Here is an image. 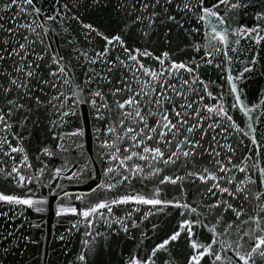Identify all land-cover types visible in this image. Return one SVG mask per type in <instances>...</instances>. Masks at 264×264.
Returning <instances> with one entry per match:
<instances>
[{
  "label": "snow or ice",
  "instance_id": "snow-or-ice-1",
  "mask_svg": "<svg viewBox=\"0 0 264 264\" xmlns=\"http://www.w3.org/2000/svg\"><path fill=\"white\" fill-rule=\"evenodd\" d=\"M0 264H264V0H0Z\"/></svg>",
  "mask_w": 264,
  "mask_h": 264
},
{
  "label": "water",
  "instance_id": "water-1",
  "mask_svg": "<svg viewBox=\"0 0 264 264\" xmlns=\"http://www.w3.org/2000/svg\"><path fill=\"white\" fill-rule=\"evenodd\" d=\"M47 220H48V224H47L48 233H55L58 228H59L60 231H63L64 230L62 227H60V226L57 225L56 220H55L54 216L51 215V213L47 217ZM49 239L51 240L52 237L49 236ZM54 242L57 243V244L60 243L58 240L57 241H54ZM77 246L78 245L74 242L73 244H70L69 245V248H75Z\"/></svg>",
  "mask_w": 264,
  "mask_h": 264
}]
</instances>
